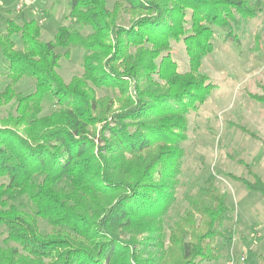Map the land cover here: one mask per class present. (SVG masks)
<instances>
[{
	"label": "trees",
	"instance_id": "obj_1",
	"mask_svg": "<svg viewBox=\"0 0 264 264\" xmlns=\"http://www.w3.org/2000/svg\"><path fill=\"white\" fill-rule=\"evenodd\" d=\"M69 5L71 18L90 33L60 25L54 39L45 41L36 19L19 24L0 10L7 25L0 46L12 81L0 90V106L17 104V115L0 119L5 125L0 178L7 179L0 183V225L8 228L0 237V264L218 260L215 243L225 237L228 213L223 191L201 188L171 224L167 218L177 199L188 115L215 88L200 70L213 50V26L230 29L238 23L236 12L249 19L256 11L248 0H116L112 8L107 0H69ZM125 15L129 25L121 23ZM13 34L21 36L24 49L15 47ZM181 40L190 56L186 73L178 71L171 54V41ZM72 46L88 53L84 75L67 84L57 71L64 55L56 49ZM25 77L36 82L28 95L14 88ZM88 81L115 91L119 106L113 110V98H97ZM49 95L61 108L40 117ZM251 97L264 104V90ZM109 114L114 124H104V145L96 152L95 127ZM245 165L252 178L232 177L264 196V179ZM18 196L29 209L15 203ZM257 258L264 264L263 253Z\"/></svg>",
	"mask_w": 264,
	"mask_h": 264
},
{
	"label": "rangeland",
	"instance_id": "obj_2",
	"mask_svg": "<svg viewBox=\"0 0 264 264\" xmlns=\"http://www.w3.org/2000/svg\"><path fill=\"white\" fill-rule=\"evenodd\" d=\"M107 1L112 8L116 0ZM248 1L249 7L256 11L252 18L244 19L236 12L238 23L233 22L232 28L213 26V50L203 59L200 70L209 76L215 88L199 109L188 115V138L181 142L184 156L178 174L177 199L167 218L171 224L188 206V198L201 188L217 187L226 194L228 213L222 228L225 237L215 243L220 258L203 261L202 264H260L257 255L264 254V196L249 190L244 182L232 177L252 178L245 165L249 164L250 169L264 179V104L251 97L252 93L262 94L264 90V0ZM0 10L19 24L24 18L36 19L45 41L54 39L60 25L77 27L84 34L91 32L89 27L78 25L71 18L69 0H0ZM191 14L192 11H189L188 19ZM129 19V15H125L121 23L129 25ZM188 22L187 29L191 26ZM0 33L7 34V25L1 16ZM11 38L17 49H24L19 34H13ZM69 50L71 54L68 57ZM56 51L64 55L59 60L57 71L65 83L69 84L74 77L84 75V56L88 53L84 48L57 47ZM171 54L180 73L191 71L184 41H171ZM6 65L0 46L1 91L12 82ZM88 86L97 98H113V110L119 106L115 91L98 87L91 81H88ZM14 88L28 95L35 91L36 82L25 77ZM42 106L40 117L50 116L61 108L50 95ZM16 110L15 100L3 104L0 106V119H6L10 114L17 115ZM111 117L109 114L95 127L96 152L104 145L100 139L104 124H114ZM4 126L0 123V127ZM11 127L21 128V131L24 128ZM109 135L108 131L104 132V136ZM2 182H7V179L0 178ZM15 203L30 208V203L23 196H18ZM39 226L42 231L50 229L43 219H39ZM7 232L8 228L0 225V237L4 238Z\"/></svg>",
	"mask_w": 264,
	"mask_h": 264
}]
</instances>
